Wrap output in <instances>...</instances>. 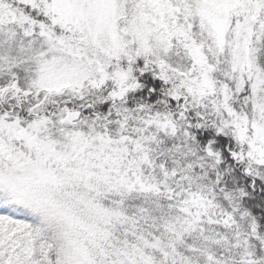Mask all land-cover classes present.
I'll use <instances>...</instances> for the list:
<instances>
[{"label":"snow or ice","instance_id":"obj_1","mask_svg":"<svg viewBox=\"0 0 264 264\" xmlns=\"http://www.w3.org/2000/svg\"><path fill=\"white\" fill-rule=\"evenodd\" d=\"M0 264H264V0H0Z\"/></svg>","mask_w":264,"mask_h":264}]
</instances>
